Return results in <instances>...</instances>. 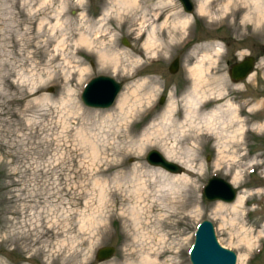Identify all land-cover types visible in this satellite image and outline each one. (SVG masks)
<instances>
[{
  "label": "rangeland",
  "instance_id": "obj_1",
  "mask_svg": "<svg viewBox=\"0 0 264 264\" xmlns=\"http://www.w3.org/2000/svg\"><path fill=\"white\" fill-rule=\"evenodd\" d=\"M192 1L193 12L180 0H143L103 19L113 0H0V264H192L195 232L206 219L237 253V264L244 253L246 264H264V161L257 158L263 145L241 139L244 116L264 107V55L253 75L237 82L226 76L223 55L226 47L245 53L264 44V0L257 7L253 0H214L221 7L214 23L197 14L201 0ZM152 26L158 41L147 47L140 29ZM95 30L114 47L104 61L78 41ZM198 58L205 59L204 102L213 108L228 101V111L213 125L197 116L189 128L181 125L182 94L195 84ZM98 75L123 84L110 108L81 99ZM70 89L85 112L62 104ZM133 89L146 94L140 116L129 119L133 133L153 132L157 142L133 144L123 126L95 120ZM171 103L175 120L152 128ZM153 149L192 169L175 176L150 164ZM164 173L183 180L180 191ZM215 176L245 196L240 209L235 201L204 198ZM103 246L116 252L98 261Z\"/></svg>",
  "mask_w": 264,
  "mask_h": 264
},
{
  "label": "bare ground",
  "instance_id": "obj_2",
  "mask_svg": "<svg viewBox=\"0 0 264 264\" xmlns=\"http://www.w3.org/2000/svg\"><path fill=\"white\" fill-rule=\"evenodd\" d=\"M253 1L255 2V5L257 7V0H253ZM142 5H143V0H113V2H110V6L108 10L104 13L103 19L108 17L111 14V12H114V11L121 12L128 8L141 7ZM216 6H217V9L214 7V0H201L199 2V5L197 6L196 12L201 18L208 19L210 22L214 23L216 21L215 16L221 10L220 5H216ZM188 21H189V18L185 17L183 20H180L179 23L182 26H187ZM143 23H145V21H143ZM100 33H101L100 31H96V30L94 31L93 34L92 32H89L86 34L84 32H81L80 38L78 41L84 43L89 48L95 50L99 58L101 59V61H104L105 59L109 58L111 54L113 55L115 52H114L113 44H111V40H109L108 42L105 41L106 40L104 38L105 36L103 37V35ZM140 34L141 35L147 34V41H146L147 47L153 46L158 41L157 27L155 26H152V28H150V30L148 31L144 29H140ZM93 35H95V37H93ZM215 49L221 50L222 45L217 43ZM58 50L61 51V53H63L62 49H58ZM80 52H81L80 48H77V50L75 51L76 54H80ZM202 60H205V59L199 60V63L196 66H193V69L191 70L196 75L195 84L191 85V87L184 93L186 107L184 109V121L181 125H184V126L188 125L189 128L193 126L192 125L193 120L197 116H202L204 121L208 122L207 124L213 125V121L216 118L220 117L223 112L225 114L228 111L227 104L229 102L224 101L220 105L214 106L209 111L202 112L201 107L203 106V103H205L204 101L208 99L207 97L209 95V92L207 93L206 91H203L201 88V84L203 80H201L200 77H201V74H203V72L206 71L204 62ZM199 86L201 89L199 88ZM76 93L77 91L75 89H70L67 96L62 99V104L67 106L68 104L74 103L75 110H77V112L83 113L85 111L83 110L82 106L79 104ZM145 99H146L145 92L144 93H142V91L139 92L137 91V89L125 91L123 95L120 97L117 105L113 108L112 111H110L109 113L107 112L106 114L95 113V120L101 121V122L110 121L112 123H116L119 126H123L125 135L128 138H130V141L133 144L142 145L145 142H153V141L157 142L156 139L154 138L155 133L145 132L140 135L139 134L135 135L133 133L131 125L129 124V119L132 118L135 114L137 115L139 113V111L141 110L145 102L144 101ZM216 100H221V98H217ZM176 107L177 105L175 103L173 104L171 103V105H169L164 115L160 117V121L153 123L154 126L152 125L153 126L152 128L156 127L159 130L162 127V125L165 123H168L170 125L175 120L174 115H176L175 113ZM138 116L140 115L138 114ZM138 116L135 118L134 123H138L141 121L140 117ZM226 118L224 122L222 123L223 125L227 124ZM165 154L168 158L174 155V154L171 155L169 151L166 152ZM179 161H181L180 163L178 162L179 164L185 163V164H181L182 166L185 167V169L186 168L192 169L191 168L192 165L190 164V162L183 161V158H179ZM174 174H176L175 176L180 175L179 173H174ZM164 175L167 176L166 173H164ZM167 178L169 180V184L175 190L180 191L181 189L180 183L183 180L178 181V179L172 178L169 176H167ZM244 200H245V196H243L240 193L234 202V205H233L234 209L235 210L240 209V207L244 203ZM246 255L247 254L244 253L239 257L238 264H246L245 263ZM155 263L157 264L156 261Z\"/></svg>",
  "mask_w": 264,
  "mask_h": 264
},
{
  "label": "water",
  "instance_id": "obj_3",
  "mask_svg": "<svg viewBox=\"0 0 264 264\" xmlns=\"http://www.w3.org/2000/svg\"><path fill=\"white\" fill-rule=\"evenodd\" d=\"M188 12H193L195 5L192 0H180ZM124 44L130 45L127 39ZM179 59L175 58L170 66V71L175 73L178 69ZM253 68L252 59L241 61L235 65V70L244 71L236 78L237 81L246 78L247 74ZM123 84L115 78L108 75H98L91 78L82 92L81 98L84 104L93 108H110L121 92ZM165 102V96H162L160 103ZM147 160L150 164L161 167L171 173H184L185 167L176 161L168 159L159 150H150L147 154ZM238 190L228 180L221 177H213L204 187V196L208 201L233 202L236 200ZM116 248L114 246H103L96 254L97 260L102 261L114 256ZM190 259L192 264H237V253L223 246L216 235L215 227L212 221L203 220L198 226L195 243L191 249Z\"/></svg>",
  "mask_w": 264,
  "mask_h": 264
},
{
  "label": "flooded vegetation",
  "instance_id": "obj_4",
  "mask_svg": "<svg viewBox=\"0 0 264 264\" xmlns=\"http://www.w3.org/2000/svg\"><path fill=\"white\" fill-rule=\"evenodd\" d=\"M243 51H233L231 52L229 50L228 47H226L224 49V62H225V74L226 76H229L234 82H237V80H235L236 77L240 76L241 74L244 73V71L242 70H235L234 67L237 63L241 62V61H249L252 59L253 61V68L252 70L247 74L246 78L243 80H247L251 77V75H253V72L256 71V64L258 67V63L262 60V58L264 57V44H260L257 46V43H254V46L251 47L247 52H243ZM263 56V57H262ZM198 59H195L193 61V64H195V62ZM205 66V64H204ZM187 90L184 91V93ZM184 93L182 95H184ZM210 102V101H208ZM208 102L203 103V106L201 107L202 112L204 111H209L210 109H212L211 107L213 106L212 104H209ZM248 111H250L248 109ZM251 115L249 116L250 119L248 120L245 116V128L247 129L245 134L242 135V140L246 141L250 144L256 143L257 145H263V150H259L257 149V153L259 154V158L260 161H264V107H259L256 110H254V112H249ZM246 115V114H245ZM250 122V124H247V122ZM248 122V123H249ZM256 122V123H254ZM252 123V124H251ZM247 125V127H246ZM257 129V130H256Z\"/></svg>",
  "mask_w": 264,
  "mask_h": 264
}]
</instances>
